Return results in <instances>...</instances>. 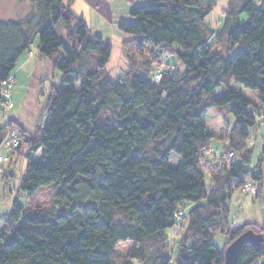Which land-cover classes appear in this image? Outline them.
Masks as SVG:
<instances>
[{
  "label": "trees",
  "instance_id": "trees-1",
  "mask_svg": "<svg viewBox=\"0 0 264 264\" xmlns=\"http://www.w3.org/2000/svg\"><path fill=\"white\" fill-rule=\"evenodd\" d=\"M20 1L30 2L33 11L19 21L0 20V112L11 102L18 59L31 54L35 37L38 55L52 61L61 83L50 87L39 130L27 134L7 122L0 126V145L16 127L20 144L9 148L20 153L24 147L27 160L19 190L31 196L42 186L57 185V199L70 208L58 213L15 200L1 222L0 264H169L173 259L174 264H224L227 246L216 248L217 233L229 235V245L248 230L263 239L258 245L245 240L236 264L264 256V226L245 223L233 229L227 221L235 190L247 180L264 186V144L254 166L248 147L259 114L231 87L233 82L255 91L264 109V0L258 7L252 0H229L218 29L205 22L216 0L131 6L129 21L117 25L130 37L126 42L139 53L144 47L172 48L184 71L164 68L159 55L151 72L114 81L105 69L111 46L90 34L71 10L73 0ZM59 25L72 46L57 35ZM209 34H223L227 49L236 48L234 55L213 54ZM158 66L164 69L156 82ZM225 105H231L234 119L225 157L210 160L205 151L213 134L205 115ZM38 151L41 162L33 160ZM81 199H92L94 206L73 208ZM186 203L192 207L178 222L176 214ZM174 227L180 238L173 257L166 230ZM124 242L131 244L118 262L115 247Z\"/></svg>",
  "mask_w": 264,
  "mask_h": 264
},
{
  "label": "rangeland",
  "instance_id": "rangeland-1",
  "mask_svg": "<svg viewBox=\"0 0 264 264\" xmlns=\"http://www.w3.org/2000/svg\"><path fill=\"white\" fill-rule=\"evenodd\" d=\"M228 1L229 0H216L211 12L205 17V22L211 28L218 29L222 24ZM252 1L256 7H258L261 2V0ZM18 2L20 3L21 1L18 0ZM149 3L150 0H73L71 4L72 12L85 21L90 34L102 36L111 46L110 57L105 65V69L109 78L113 81L120 78L124 79V76L127 77L135 72H151V63H155L159 55H162L163 59L161 61L165 63L164 68L168 66V68H172L180 74L184 71V67L176 59L175 52L172 48H169L168 51L165 48L144 47L139 53L136 51L132 41L126 42L131 40L130 37L118 30V23L129 21L128 11L131 6H141ZM32 9H34L33 5ZM242 18L244 19L246 16L242 15ZM56 32L58 36L66 40L68 46L74 44L73 41H67L65 30L62 29L60 25ZM37 44L38 40L37 37H35L29 50L35 58H38V60L42 59L43 68L45 69L43 73H45L46 77H41L40 74L36 76V73L30 75V77H19L18 83L15 82L10 91V100L13 103V107L7 109L3 106L0 112V126L3 125L7 115L12 117L16 116V122L23 129H29L30 133L33 134L36 130H39L40 126L45 122L46 99L50 87L52 85L57 86L61 83V75L58 70L52 67L51 61L46 58H41V56L38 55ZM208 46L213 54L222 56L225 59L230 58L236 52V48L233 51L227 49L225 36L223 34H209ZM89 55L90 61L94 58V54L90 53ZM164 68L159 67L156 71ZM84 69L77 68L79 71H83ZM231 87L236 88L239 94L248 98L252 104L250 108L259 114V117L256 116L258 128L255 127V129L252 130V137L248 142V147L251 150L250 165L254 166L259 157L262 145L264 144V109L260 106L255 91L236 85L233 82L231 83ZM222 92L223 89L221 87L217 88L214 91V96L219 98ZM230 107L231 105H225L220 108H209L205 115L208 129L213 132L212 142H216L217 145H223V148L224 145L226 146L225 138L228 136L234 123ZM104 115L108 117L109 114L105 112ZM25 152L26 149L24 147L21 149L20 153H17L4 143L0 145V155L3 158V171L0 176V228L3 225L1 223L3 218L9 213L10 207L15 200L21 205L52 209V211L58 213L67 212L70 208L68 202L57 199L56 194L60 191V187L57 185L50 184L42 186L31 196L19 190L20 179L25 175L27 162L24 157ZM206 156L207 159L217 160L220 156L225 157V152L223 150L217 158L209 157L210 154ZM231 157H227V159ZM33 160L36 162L42 161L41 151L35 154ZM204 177L205 185L208 187L210 178L207 172H205ZM258 187H260L259 184L257 185L256 191L252 194L245 193L244 190H242L244 188H239L232 193L229 201L227 221L233 229L245 223H256L259 226H264V186L262 188L260 187L261 192L259 196L254 199V194L257 192ZM251 195H253V197ZM79 206L93 207L94 201L92 199H81L78 203L73 204V208H78ZM187 210L188 208L184 207L183 213H187ZM178 231L181 232V230ZM166 234L169 237L167 250L170 255L174 257L176 250L175 241H178L180 236L177 233L176 227L167 229ZM227 240V236L219 232L214 239V244L216 247L222 249ZM130 244V242H124L116 245V261L120 262L125 260ZM259 259L263 260L264 256ZM173 261L174 259L171 260L169 264H174ZM132 263L137 264L136 261ZM254 264H256V262Z\"/></svg>",
  "mask_w": 264,
  "mask_h": 264
},
{
  "label": "crops",
  "instance_id": "crops-1",
  "mask_svg": "<svg viewBox=\"0 0 264 264\" xmlns=\"http://www.w3.org/2000/svg\"><path fill=\"white\" fill-rule=\"evenodd\" d=\"M32 11H33V9H32V5L30 2L25 1V2L19 3L18 0H0V20H2V21H8V20L19 21V20L24 19ZM46 59H48V58H46ZM48 60H50V59H48ZM51 64H52V61H51ZM43 66L44 65H43L42 59L38 60V58H35V56L33 54L24 53L18 59L17 65L13 71V76H14L13 84L15 82L18 83L19 77H23V76L30 77V75H32L34 73H36V76H38L40 74L41 77L45 78L46 77L45 73H43V71H45V69L43 68ZM10 91H11V89H10ZM7 122H12L13 124L22 128L16 122V116L12 117V116L7 115L6 118L4 119V123L2 126H4ZM205 123H206L207 131L210 133H213L208 129L207 121H205ZM24 131L27 134H33V133H30V130L27 128H26V130L24 129ZM37 131L38 130H36V132ZM224 148H225V145H224ZM224 148H223V145H221V144L217 145L216 142H212V140H211L206 151H205V155L210 154V157H216L217 158V156H219L220 153H222ZM259 194L257 196H254V199H256L259 196ZM251 196L253 197V195H251ZM185 207L188 208V210H187V212H188L190 210V208L192 207V204L186 203ZM226 236H227L228 240L222 249H224L228 245L229 235H226ZM216 248H218V247H216ZM218 249H220V248H218ZM255 262H256V264H264V259L261 260L258 258L252 264H254Z\"/></svg>",
  "mask_w": 264,
  "mask_h": 264
},
{
  "label": "built area",
  "instance_id": "built-area-1",
  "mask_svg": "<svg viewBox=\"0 0 264 264\" xmlns=\"http://www.w3.org/2000/svg\"><path fill=\"white\" fill-rule=\"evenodd\" d=\"M161 78V71L160 70H157L154 74V80L157 82L159 79ZM12 81V78H9L7 80L6 83H10ZM5 108L7 109H10L12 108V103L11 102H6L5 103ZM4 144L7 145L8 147H12V148H16L19 146L20 144V133H19V130L16 128V127H11L5 137H4V140H3ZM232 156V153H228L226 155V157H231ZM3 161L1 155H0V163ZM2 173V167L0 165V175ZM259 184V182H255V181H251V180H247L245 182V184L243 185V190L245 193H254L256 191V188H257V185ZM183 215V212H178L176 214V219L177 221L179 222L181 217Z\"/></svg>",
  "mask_w": 264,
  "mask_h": 264
},
{
  "label": "water",
  "instance_id": "water-1",
  "mask_svg": "<svg viewBox=\"0 0 264 264\" xmlns=\"http://www.w3.org/2000/svg\"><path fill=\"white\" fill-rule=\"evenodd\" d=\"M263 237L248 230L234 239L224 250V264H236L241 247L245 240H252L255 244H260Z\"/></svg>",
  "mask_w": 264,
  "mask_h": 264
}]
</instances>
